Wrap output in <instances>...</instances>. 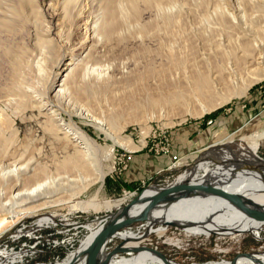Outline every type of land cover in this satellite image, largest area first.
<instances>
[{
  "label": "rangeland",
  "instance_id": "374dc122",
  "mask_svg": "<svg viewBox=\"0 0 264 264\" xmlns=\"http://www.w3.org/2000/svg\"><path fill=\"white\" fill-rule=\"evenodd\" d=\"M197 1L177 0L175 4L165 7L166 11L175 12L180 18L177 17L176 21L172 22L173 26L168 27V32L162 29V33L144 40L150 51L137 53L135 47L137 40L111 44L110 48L107 47L106 49H109L103 51L98 64L101 68L96 66L108 77L95 95L91 97L82 95L76 98L77 101L70 100L69 103L65 99L56 101L66 121L69 120V112L75 111L80 106L85 107L92 117L87 118L74 113L73 120L101 146L105 147L106 144H113V142L96 127L97 120L100 119L105 122L103 126L110 133L132 140L133 149L113 144L112 155L102 159V163L106 165L105 169L109 165L113 168L105 170L102 182L97 181L89 186L86 185L85 188H78V195L75 198L81 200H89L92 197L124 198V201L108 209L101 207L98 210L90 208L85 210L72 207L71 204L75 199L71 201L64 193L63 203L60 202L37 212H23L15 217L10 213L1 212L0 218L4 221L0 226V262L62 264L69 257L72 260L74 256L70 253L80 251L79 248L90 232L100 225V221L95 220L96 217L126 205L148 185L168 184L177 180L178 176L186 171H188L187 174L189 171L197 172V177H200L204 166L210 169L216 168L223 155H235L236 159L229 161L235 167L244 168L247 164L245 168L249 172L255 174L258 172L256 168L248 167L253 166L254 163L248 159L242 149L245 145L254 147L255 155L264 159V151L260 147L264 145V78L253 82L244 93L231 95L223 104L209 111H203L201 103L192 96H185L186 98L182 99L183 102L181 100L168 104L165 101L166 96L175 87L180 89L186 84L189 85L187 79L190 71L174 66L165 59V56L158 57L156 55V52L160 50L158 43L161 42L162 52L165 54L169 51L170 44L172 49L184 52L191 40L194 39L196 43L200 32H208V24L195 16L202 13L204 9L213 14L212 3L200 6V1ZM219 1V5L221 4L218 5L219 9L225 8L221 9L223 12L226 11L225 13L228 14L227 11H229L236 16L239 11L237 13L239 16L236 17L243 16L241 9L245 5L244 2ZM18 2L21 1L0 0V10L9 14L13 27V29H5L0 26V112L2 113L0 121L7 128L9 124L7 119L10 118L14 121L13 132H15L11 149L4 157L3 163L6 165L14 159L23 162L32 158L40 167H48L53 173L61 174L65 165L69 164L73 167V161L82 157L84 148L71 135L56 129L55 121H52L39 108L34 107V102L32 107L26 105L23 109L14 102L15 100L11 103L5 100V87L12 77V70L7 62L9 59L3 56L2 44L9 41L16 49L22 47L27 49L28 53L33 51L31 31L38 28L37 18L43 21L48 20V4L53 0H25V8L20 14H16L13 9ZM27 2L28 5H26ZM97 3L99 4V0H77L79 7L93 9V12L98 7ZM9 8L11 12L8 11ZM154 17H156L154 10L145 9L142 14L144 22L151 21ZM63 51L58 49L57 55L60 56ZM42 58L43 56L39 55L32 57L30 67L24 72V80L28 84L32 83L34 88L29 86L31 90L42 91L45 85L49 84L52 65L50 61L43 62ZM147 59H153L152 69L146 67ZM42 63L47 67L46 74L44 71L37 72V66ZM153 69L155 70L152 71ZM35 92L37 93V91L31 93V100L35 99ZM77 103L78 105H75ZM111 115L120 116L118 125L115 127L108 125V118ZM89 155L88 158L93 159V153ZM199 163L201 165L197 166ZM74 168L69 173L78 175L79 169ZM258 168L264 170V165ZM80 171L82 175H85L83 170ZM86 171L89 175L87 177L92 178L95 175L92 168ZM131 178L132 181L127 182ZM73 189L76 187L74 186ZM41 212L54 214L55 219L40 224L38 219L42 216H35V214ZM74 219L80 226H70L71 223L76 225L72 222ZM261 223V226L254 231L219 235L215 232L191 234L179 226L165 223L156 222L150 225L147 221L135 222L120 229L121 234L118 233L108 241L105 251L108 252L110 248L122 241L121 244L125 247H150L160 250L159 252H162L170 262L176 264L230 262L239 253H264V222ZM129 233L134 234V237L129 236ZM125 235L128 236L125 237ZM73 238L74 241H72ZM68 241L72 242L68 243ZM32 247L38 251L34 252ZM31 252L33 255L29 254ZM139 252L119 253L112 260L132 258ZM9 254H12V257L15 255L14 260L9 258L11 256ZM26 256L27 259H25Z\"/></svg>",
  "mask_w": 264,
  "mask_h": 264
},
{
  "label": "bare ground",
  "instance_id": "6f19581e",
  "mask_svg": "<svg viewBox=\"0 0 264 264\" xmlns=\"http://www.w3.org/2000/svg\"><path fill=\"white\" fill-rule=\"evenodd\" d=\"M20 1L13 9L16 14H20L25 8V0ZM198 1H200V6L209 2L212 3L213 14L208 13L206 9L201 11L202 13L199 15L195 14L196 18L208 24V32H200L197 35L196 43L193 41L194 39L191 40L184 52L172 49L170 44V49L165 54L162 52L161 42H159L160 50L156 52V55L158 57L165 56V59H168L174 66L190 71L187 79L189 85L186 84L180 89L175 87L166 96V103L180 102L185 96H192L201 103L203 111H209L223 104L231 95L244 93L253 82L264 78V0H240L245 3L241 9L243 10L241 18L236 17L239 16L237 15L238 10L234 16L229 11H227L228 14L225 13L226 11L223 12L224 7L221 8L222 10L219 9L221 5H219V0ZM175 2L177 0H99L94 14L93 9L79 7L77 0H53L48 4V20L43 21L37 18L38 28L31 31L33 51L28 53L29 51L22 47L16 49L9 41L2 44L3 56L9 59L7 62H9L12 70V77L7 86L5 85V100L8 103L15 100L14 102L23 109L26 105L32 107L35 104L34 107L36 106L52 121H55L56 129H60L76 139L84 148V154L81 158L73 161V167L69 164L65 165L61 174L53 173L48 167H40L34 163L32 158L23 162L14 159L4 165L3 159L11 149L15 132H13L14 121L10 118L7 119L9 120L7 128L0 121V213H10L15 217L23 212H37L47 207H53L60 202L63 203L65 201L62 199L64 193L72 201L77 198V190L79 191L80 188H85L86 185L89 186V184L97 181L102 182L106 173L105 170L108 171L113 168L112 165H109L105 169L106 165L102 163L103 158H109L112 155L113 144L121 145L127 149L134 148L130 138L110 133L103 126L105 122L100 119L97 120L96 127L103 131L106 137L111 138L113 142V144H106L105 147L101 146L73 120L74 113L87 118L92 117L89 111L80 106L75 111L68 113L69 120L66 121L56 101L65 99L69 103L70 100H76L79 96L91 97L97 93L108 77L106 73H101L98 64L103 51L108 50L111 44L137 40L135 44L137 53L150 51L144 40L160 34L162 29L167 31L168 27L173 24L172 22L176 21L177 17L180 18L177 13L165 10L166 6L175 4ZM237 4L239 5V2ZM237 8L239 7L237 6ZM145 9L154 10L156 17L151 21L144 22L142 14ZM8 11L11 12L10 8ZM0 26L5 29H13L9 14L1 10ZM173 36L175 35L173 34ZM107 47L109 48L106 49ZM58 49L64 50L60 56L57 55ZM36 55L43 56L42 61H50L52 65V67L50 66L49 84H46L42 91L29 89V86L32 87V83L28 84L24 80V72L30 67L31 58ZM147 60L146 67L152 69L154 67L153 59ZM37 70V72H45L47 67L42 63L37 66ZM42 85L44 84L42 83ZM32 89L34 88L32 87ZM33 91H37V93L35 92V99L31 100ZM1 115L0 112V117ZM119 118L118 115L109 116V127L117 126ZM8 133L9 136H7ZM242 146L244 147V145ZM254 150V147H246V145L242 149L248 159L254 163L253 166L248 167L256 168L258 174L249 172L245 168L247 164L244 165V168L233 166L232 162L229 161L236 159L235 155H223L216 168L210 169L204 166L203 174L200 177H197V172L189 171L187 174L188 171H186V173L179 175L177 180L168 184L148 185L143 189L142 197L128 211V216L139 214L147 200L161 187L183 182L207 183L227 191L240 193L248 198L251 203L259 205L264 210V194H259L264 192V170L258 168V166L264 165V159L257 157ZM91 153L94 157L90 160L88 155ZM199 165L201 164L199 163L197 166ZM74 167L79 169L78 175L69 173ZM89 168L94 169L95 175L92 178L87 177L86 170ZM80 170H83L85 175H82ZM74 186L76 189H73ZM122 201L124 198L97 199L92 197L89 200L75 199L71 206L85 210L89 208L98 210L101 207L108 209L119 205ZM167 203H161L155 207L150 212L149 219L144 221L149 222L150 225L156 222L165 224H167L166 222H173L187 233L209 234L215 232L219 235L247 230L254 231L263 222L250 218L233 203L214 194L187 193L186 196ZM122 207L106 215L96 217L95 220L100 221V225L90 232L79 248L80 251L70 253L74 256L73 259L71 260L69 257L62 264H68L70 260L69 264H86V257L81 255L83 249L88 246L98 230L109 222ZM44 213L35 214V216H42L38 219L40 224L55 219L54 214ZM3 221L4 219L0 218V226ZM119 231L116 235L120 233ZM128 235L134 237V234L129 233ZM107 243L102 247L99 259L106 256ZM125 248L128 252L138 248L136 252H140L132 258L124 257L118 261L112 260L115 255L108 264H163V262L176 264L165 258V255L162 257L158 253L159 251L150 247ZM248 254L239 253L230 262L223 261L211 264H264V253ZM9 255H11L9 258L14 260L15 255L13 257L12 254ZM0 264H8V261L7 263L0 262Z\"/></svg>",
  "mask_w": 264,
  "mask_h": 264
},
{
  "label": "water",
  "instance_id": "95a60500",
  "mask_svg": "<svg viewBox=\"0 0 264 264\" xmlns=\"http://www.w3.org/2000/svg\"><path fill=\"white\" fill-rule=\"evenodd\" d=\"M160 185V184H157ZM144 190L140 191L130 202L124 205L114 217L101 227L100 230L94 235L93 239L90 241L88 246L83 249L82 254L86 257V264H108L109 260L119 254L128 253L125 247L122 246V241L117 243L115 246L109 249L106 256L99 259L102 247L108 242L111 237L116 235V233L124 228L130 226L132 223L141 222L149 219L150 212L161 203L172 202L179 197L186 196L187 193H202V194H214L218 197H222L236 207L241 209L250 218L257 221L264 222V210L255 203H251L248 198L244 195L236 192H231L224 190L219 187L212 186L207 183H180L171 186H163L158 189L146 202L141 212L134 216H128V211L133 206V204L142 197ZM168 204V203H167ZM174 226L173 222H166ZM177 226V225H175ZM179 226V225H178ZM124 241V240H123ZM143 248V247H142ZM138 248L132 249V251H137ZM160 251V250H159ZM162 257L164 254L158 252ZM249 255V252H243ZM237 256V255H236ZM165 257V256H164ZM166 258V257H165ZM234 259V258H233Z\"/></svg>",
  "mask_w": 264,
  "mask_h": 264
},
{
  "label": "built area",
  "instance_id": "2783aa9c",
  "mask_svg": "<svg viewBox=\"0 0 264 264\" xmlns=\"http://www.w3.org/2000/svg\"><path fill=\"white\" fill-rule=\"evenodd\" d=\"M73 223H75L76 225H73L72 223L70 224V226H80V224H79V222L76 220V219H74V221H72ZM79 234V233H78ZM78 234H76V236L78 235ZM72 241H74V238L72 239ZM72 241H68V243L69 242H72ZM72 244V243H71ZM35 246H37L36 244L34 245V247ZM34 247H32V249L34 248ZM36 248V247H35ZM33 251L35 252V251H38L37 249L36 250H34L33 249ZM29 254H31V255H33V252H31V253H29ZM28 254V255H29ZM25 259H27V256H26V258Z\"/></svg>",
  "mask_w": 264,
  "mask_h": 264
},
{
  "label": "crops",
  "instance_id": "0c3cea01",
  "mask_svg": "<svg viewBox=\"0 0 264 264\" xmlns=\"http://www.w3.org/2000/svg\"><path fill=\"white\" fill-rule=\"evenodd\" d=\"M260 147H262V149H263V151H264V145L262 144V145H260ZM264 157V156H263ZM135 179V178H134ZM129 181H132V178L131 179H129V180H127V182H129Z\"/></svg>",
  "mask_w": 264,
  "mask_h": 264
}]
</instances>
